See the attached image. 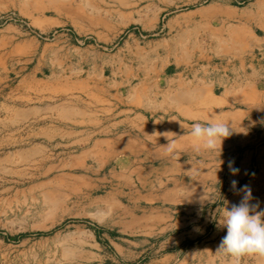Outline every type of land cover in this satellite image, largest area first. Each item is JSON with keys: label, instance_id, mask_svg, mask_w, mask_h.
Returning <instances> with one entry per match:
<instances>
[{"label": "crops", "instance_id": "1", "mask_svg": "<svg viewBox=\"0 0 264 264\" xmlns=\"http://www.w3.org/2000/svg\"><path fill=\"white\" fill-rule=\"evenodd\" d=\"M58 2L57 18L39 19L45 31L65 24ZM108 2L103 15L84 13ZM197 2L76 0L80 33L107 46L127 29L138 33L112 53L62 35L51 44L26 38L0 54V88L14 102L4 105L9 123H37L38 139L70 150L57 171L74 172L78 262L105 264L110 249L134 264H233L218 250L226 229L216 224L242 199L231 181L248 185L250 203L264 210V37L249 31L262 11ZM252 48L261 57L247 58ZM216 121L235 131L221 151H205L191 125Z\"/></svg>", "mask_w": 264, "mask_h": 264}, {"label": "rangeland", "instance_id": "2", "mask_svg": "<svg viewBox=\"0 0 264 264\" xmlns=\"http://www.w3.org/2000/svg\"><path fill=\"white\" fill-rule=\"evenodd\" d=\"M55 1L0 0V54H7L26 38L51 44L62 35L72 38L78 47L93 44L112 53L126 38L138 33L137 29H127L110 46L99 43L93 34L80 33L77 27L80 14L74 9L76 0H60L66 8L65 24L45 31L39 19L58 17L60 3ZM221 1L239 10L262 11L261 22L253 19L257 12L252 13L249 31L252 38L264 37L261 27L262 23L264 25V0H198L197 5L214 6ZM100 5L98 9L86 5L84 13L95 15L102 9L100 14L103 15L113 10L110 2ZM162 36L141 34L140 39ZM14 52L20 49L16 47ZM261 55L262 48H252L246 54L247 58ZM5 69L0 68L2 79L6 76ZM6 92L7 89L0 88V264H93L74 260V172L57 171L58 164L64 165L70 160L66 154L70 150L55 149L60 142L38 139L37 123H9L4 105L14 102L4 100ZM87 227L95 231L97 224L90 222ZM104 258L105 264H134L130 259L116 261L110 249H104Z\"/></svg>", "mask_w": 264, "mask_h": 264}, {"label": "clouds", "instance_id": "3", "mask_svg": "<svg viewBox=\"0 0 264 264\" xmlns=\"http://www.w3.org/2000/svg\"><path fill=\"white\" fill-rule=\"evenodd\" d=\"M234 131L229 121L195 122L191 125L190 136L203 150L215 152L218 145L221 151L223 140ZM168 147L172 151L174 146ZM232 163L229 162V168L236 175L239 169L233 167ZM237 184V180L231 181L232 189L243 193L242 199L230 208L225 206L220 220H216L218 228L226 229L218 250L230 257L233 264H240L245 256H264V210L257 211L259 204L250 203L253 196L248 185L237 189Z\"/></svg>", "mask_w": 264, "mask_h": 264}]
</instances>
